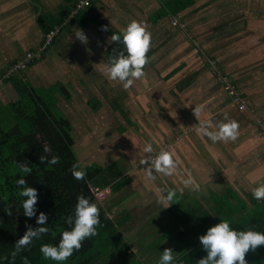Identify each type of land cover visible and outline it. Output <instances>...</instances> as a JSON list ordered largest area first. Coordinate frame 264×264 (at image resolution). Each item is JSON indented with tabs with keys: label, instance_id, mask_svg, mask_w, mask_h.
Masks as SVG:
<instances>
[{
	"label": "trees",
	"instance_id": "trees-1",
	"mask_svg": "<svg viewBox=\"0 0 264 264\" xmlns=\"http://www.w3.org/2000/svg\"><path fill=\"white\" fill-rule=\"evenodd\" d=\"M67 1L70 3V10H68L69 7L68 9L62 8L54 22L47 23L49 19L44 14L38 16L39 27L43 33L42 41L36 48L28 52H35L42 44L46 33L57 26H62L63 28L66 25L67 27V24L62 25L64 21L69 18L76 19L77 15L83 9L88 8L92 2V0L89 1L83 9L75 10L76 5L81 0ZM198 1L200 0H157L159 8L154 12L150 21L156 24L168 17L179 18L182 12L193 7ZM212 2L214 1L208 3V6L202 7L203 5H201L200 7L202 8L200 9V13L204 12V24L214 22L212 20H209V23L204 21L214 11L210 7ZM215 5L218 9V23L220 22V26L219 29H212L214 33L213 36H210V42L203 39L200 41L198 47L195 46L194 36L188 33L191 31V27L181 21L179 22L181 28H176V30H178L177 35L181 37V40L186 42V46L195 52L196 58L199 59L198 63L200 67L203 66L210 73L211 66L209 65V61L215 62L216 71L213 75L212 73L210 74L215 78L221 91L226 93H224L226 98H222L221 100L216 99L215 105L212 104L214 108L220 104V112L214 114L213 117L216 120L215 124H219L226 119L224 115L227 111H231V109H235L241 113L245 112L246 114V109L249 106L248 95H253L252 91L254 90L255 92L256 88L246 82L243 77L241 80L245 83L242 87H247L248 85L249 87L245 89V92L240 90L236 85L238 82L235 80L233 82L231 74L226 72V67H223L224 65L222 67L217 65L216 61L218 59L217 57L215 58V55L224 52L229 54L228 52L231 49L227 40L229 37L240 36L241 30L244 29L245 18L253 15L256 18L264 19V0H215ZM230 16L241 17V20L235 21L233 18V21H229ZM260 22L264 23V20H251V24H259ZM54 40L43 54L53 45ZM224 42L225 44H221ZM113 49L123 51L124 46L122 43L113 42L107 49V54L110 57L113 55ZM28 52H25L24 55ZM24 55L0 72V78H3L4 74L19 62ZM149 56L150 63L145 67V73L153 72L156 68L160 69V65L163 64V58L154 61V57ZM203 56L207 58L208 62ZM237 58H239V55ZM35 62V60L29 62L25 70L16 72L2 80L1 88L9 84L14 89L17 99L11 102L6 109H3V106L0 105V264H24L25 257L28 264H155L153 262L157 260L156 258L143 263L144 256L141 253H135L127 241L124 229L125 221H128L127 213L114 214L112 212V209L118 202L117 200L114 203L112 200H116V195L124 191L131 183V178L126 177L121 168V165L125 166L127 163L120 161L122 156H116V152H113L120 145V142L115 143L113 139L109 141L106 138L105 141L103 137L100 138L99 142H97V139H93L91 145L97 146L98 144L103 149L106 153L105 161L107 162L103 163L102 158H99L96 162L91 161L87 165L82 166L73 150L72 126L64 117H61L56 112V91H53L51 88L48 90L35 88L26 79L25 72ZM194 64H191L192 66L189 64V66L184 68L186 71H191L192 74L196 75L199 71L196 72V67H193ZM233 65L238 66V63L235 62ZM177 70L175 69V71L171 72L170 76L175 75ZM148 80L149 83H156L155 77ZM162 80L163 84L161 83L158 86H162V92L163 89L165 91L156 97L154 89H152V93L149 91L145 99L148 102H160L162 100V113L165 123L162 129L164 131L163 136L166 137L164 143L168 144L176 138L183 137V133L189 122H191L192 126L199 124L200 120L195 118V115L186 121L187 115L194 108L204 106L209 99H206L204 95L201 98L196 95V105L193 104L192 101L195 99L193 91H195V87L189 74L180 77L178 83L175 80L172 81L169 75L162 78ZM166 81L172 82L165 83ZM242 82H240L241 85ZM138 84L139 80L135 81L133 85ZM225 85L231 89L232 93L230 95L227 94L228 91H225ZM159 88L161 89V87ZM173 88H176L177 92H171ZM59 89L61 90L59 92L61 98L69 100L70 94L66 89L64 87H60ZM186 93H188L187 96L185 95ZM137 95L139 96V91L134 90L129 98L133 100L134 96ZM173 95L182 101L180 103L179 100V106L178 104L170 105L169 99L172 102L177 100L171 98ZM104 96L102 95L101 98H104ZM117 101L113 104L117 108L110 110L109 115L112 124L119 120L120 115H117V112L121 111L123 121L119 122L118 125L113 124L117 137H119L118 132L122 136L126 130L131 128H134L137 133L142 131L143 129L138 123V118L130 116V108L127 106L126 112L124 107L117 105ZM98 105L99 103L92 105V109L97 110ZM186 105L189 106L187 109H185ZM254 105H256L255 101L252 102L250 108ZM144 112H148V115L150 114L146 109ZM173 114L176 117L175 123H179L182 129H176L175 132L170 134L167 128H171L170 121H172L171 115ZM233 118L234 115L231 114L229 119L233 120ZM259 119L264 123V116H260ZM112 147L114 149H111ZM45 148L50 151L45 152ZM109 148L112 151L110 150L107 154L105 150ZM40 156H46L49 160L53 156H57L59 157V163L55 165L41 164ZM111 156L113 158H108ZM127 162L132 165L129 168L127 167V171H131L133 165L136 166V163H140H133L128 159ZM20 163H27L31 168V173H22L18 167ZM74 165H78L76 170H83L86 173L83 179L78 180L74 178ZM140 167L138 165L137 168ZM136 172L135 177L138 174V171ZM228 173L224 172L223 176H226ZM20 178H24L27 181V185L34 187L38 192L37 204L35 205L37 209L36 216L32 218L24 216L22 203L26 198L19 196L18 193L21 189L18 188L16 183ZM263 178L264 173H259V176L255 180L256 182L259 180L262 182ZM93 190L103 192V199L97 201ZM244 194L247 198L246 204L235 203L233 194L227 189L221 195L211 194L213 205L208 206L206 209L197 202L181 203L174 201L170 208L169 216L172 221H177L185 227V234L182 236L181 232H179L177 236L170 237L171 229L169 230L167 227L171 224V221H169L163 224V228L167 231L164 235L154 238L155 231L150 234L154 236V239L145 244V250L153 249L162 253L165 249H171L174 253L172 264H197L201 258L207 255L198 237L206 234V231L218 224L220 220H227L230 223V227L237 231L254 227V230L264 232V201L256 200L252 195V191ZM80 195L96 203L99 208L100 225L97 228L98 235L86 239L83 242L82 248L74 252L66 261L56 262L44 259L40 252L41 246L43 244L57 245L61 233L65 230H70L67 218L69 216L74 217L77 197ZM136 208L141 212V216H136L133 223H142L152 215V211L147 212V208H143L140 204ZM9 209L12 213L10 216L7 215V210ZM40 213H45L48 216L47 225H45L49 229L48 233L42 235L39 239H33L31 244L13 260L11 253L14 251L16 241L24 235L27 230L26 225H31L33 228L38 227L36 217ZM160 256L158 255V264ZM245 259L247 264H264V246H259L255 252L249 251Z\"/></svg>",
	"mask_w": 264,
	"mask_h": 264
},
{
	"label": "crops",
	"instance_id": "crops-1",
	"mask_svg": "<svg viewBox=\"0 0 264 264\" xmlns=\"http://www.w3.org/2000/svg\"><path fill=\"white\" fill-rule=\"evenodd\" d=\"M199 2L200 1L193 7L182 12L179 18L172 16L153 24L150 18L159 8L157 0H92L89 7L83 9V11L77 15L76 19L69 18L64 21L62 25L67 24V27L66 25L63 28L60 26V32L54 40L53 45L25 72L27 81L35 88H43L45 90L51 88L53 91H56V112L71 124L73 135L76 133H74L75 126H80L86 127L85 130L87 132L89 131L92 137L97 139V142L100 141L101 137H103V140H105L106 137H113L116 143L119 142V138L122 137V143H127V150H120L121 148L117 149L119 146L122 147V144L117 146L116 149L118 151H115L117 152L116 156L120 155L126 158V160L133 156L134 151L138 152V150L142 151L141 154L144 153L146 156L152 154L144 152L143 149L146 143H151L155 151H157V149L159 151L164 149L173 154L174 160L177 163V169L173 175H163L154 171L153 175L156 176V179L150 181L146 178L147 174L145 171L148 165L139 164L141 168H137L138 166L134 168V171H138L136 177V171H123L126 177L131 178V183L124 191L116 195V200H112L114 203L118 200L117 205L112 209L114 214L121 213L122 210L128 208V221H125L124 229L126 231L127 241L130 243L132 250L135 253L146 254V256L150 255L149 259L154 256L152 253L157 250H145L144 240L146 236L140 234L141 232L143 233L145 228L148 226L149 228L152 227L150 231L155 229L154 238H157L167 232L163 228V224L171 221V224L167 226L169 230L171 229L170 237L177 236L179 232H181L182 236L185 234V227L177 221H172L169 213L174 201L181 203H195L198 201L195 199L197 195H194V201H186L188 197H191L190 194H192L190 193V186L186 187L183 183V181L188 178V173H191L192 178L194 177L193 179L199 186V189L203 188L204 185L205 189H209L205 191L210 194L213 189H218L216 186L218 182H224L223 173L230 172L222 169V167L220 171L218 170L216 167V164L218 166V161L215 162L213 157L219 156L212 155V151L208 150V146H206L211 139L197 132V128L202 122H207L210 125L209 131L218 130V124H215L216 120L212 118V115L218 114L221 109L218 108V111L213 113L214 107L212 104H214L216 99L221 100L222 98H226V95L221 91L215 78L207 72L203 66L200 67L198 63L199 59L196 58L195 52L191 48H188L186 42H183L181 37L177 35L178 30H176V27L170 25L172 21H177L178 23L181 21L190 26L191 31L188 33L194 36V44L197 47L203 39L210 42L211 37L205 38L195 33L197 29H200V31L204 33L205 26L203 25L202 17L196 24H193V26L186 23L187 19L195 15L201 16L200 9L202 8L200 7L202 3L199 4ZM4 5L8 6L5 7ZM62 8L70 10L69 1L0 0V72L7 68L9 64L20 59L25 52L36 48L41 43L43 33L39 27L38 16L44 14L49 19L47 23L54 22ZM132 20L147 24L148 30L152 35L148 56L151 55L154 57V61L163 58V64L160 65V69L164 71L156 68L153 72L146 73L145 78L140 79L138 85H133L129 89V91H139V96L137 95V98L140 112L136 114L135 111H131L130 116L138 118V123L143 130L137 133L134 128H131L128 129L127 132L125 131L122 136L115 138L111 133L113 124H111L109 116L110 110L116 109V106L113 104L116 101L115 96H117V93L114 92L118 91L124 94L127 93V90L123 88L119 81H110L104 74L103 67L110 59V56L107 54V49L113 43L111 36L113 34H120ZM69 22L70 24L68 25ZM103 28H107L108 31H103ZM77 29H81L85 33L88 40L87 44H83L79 40H76L75 33ZM57 48L60 49V51L57 50ZM193 63H195L193 67H196V72L199 71L196 75L192 74L191 71H186L184 68L189 66V64L192 66L191 64ZM175 69H178L177 73L170 76V73L175 71ZM187 74H189L193 86L195 87V91H193V96H195V99L192 101L193 104L196 102V95L197 97L199 96V98L204 95L206 96L205 98L209 100L204 106L200 107L202 108V113L197 118L200 120L199 124L197 126H192V124H190L191 122H189L188 126L185 128L183 137L176 138L172 140L171 143L167 144L164 143L166 137L163 136L164 131L162 129L165 124L163 119L164 115L162 113V100H160V102H148L145 96L147 97L146 94L149 91L152 93V89H154L156 97L161 95L165 89H163L162 92V86L158 85H161V83L163 84L162 78L167 75H169L172 81L175 80L178 83L180 77H184ZM152 77L156 78V83H149L148 79ZM51 78H56L57 80L50 81ZM97 81L103 84L100 85ZM172 81H166L165 83ZM82 84H84L83 87ZM60 87H64L70 94L69 100L61 98L59 95L61 91L59 89ZM87 87L90 89L84 90ZM156 87L157 89H155ZM159 87H161V89ZM171 92H177L176 88H173ZM93 94L98 96L91 97ZM219 94L221 95L218 98ZM102 95H105L104 98H101ZM185 95L187 96L188 93ZM171 98L177 100L172 102V100L169 99L170 105L178 104L179 106L182 102L179 98L174 97V95ZM16 99L17 96L15 91L9 84L0 89V105L3 106V109L8 108V105ZM97 103H99L97 110H93L92 105ZM219 105L220 104L217 106ZM127 106L130 108L129 105ZM188 107L189 106L186 105L185 109ZM145 109L150 112L149 115L148 112H144ZM89 110L93 112L90 113ZM193 115L194 110H191L187 115L186 121L193 118ZM171 118V128H167L170 134L175 132L176 129H182L179 123H175V114L171 115ZM83 121L86 123L84 124ZM93 133L96 134L94 135ZM237 137L241 136L238 134ZM230 144L231 142H228V144L226 142V145ZM139 145L140 148L138 147ZM93 146L97 147L96 149L102 150V154L99 155L98 159L105 157L104 155H106V153L98 144L97 146ZM228 148L232 149V146ZM110 150L109 148L105 151H107L108 154ZM225 150L228 152L227 149ZM125 151L127 153H125ZM219 153L221 154V151H219ZM138 156L140 155L135 154L134 157ZM222 160L225 162L227 161L225 158H222ZM222 163L225 164L224 162ZM236 163V161L231 162V164ZM212 181H215V183ZM166 182L169 185H165ZM224 183L226 184L228 182ZM147 185L151 187L148 186L145 189ZM136 187H139V189L134 190ZM147 189L152 192L150 198L155 195V201L157 202H150L149 205L154 206V211L161 213L156 217L158 219L156 225L153 224L152 218L150 217L142 223H133L132 219L134 220L136 216L128 212V210L131 209L135 212H139V209L136 208L138 204L143 208L146 207V200L149 198L145 197V191H148ZM161 189L165 190L163 193L165 195L167 190H174L176 192V196L171 202L172 205L169 206L168 204L158 202L159 199L157 198H160L159 194L161 193ZM136 197H138L139 203H136ZM198 202L205 209L207 206L213 205L210 199L209 202L206 204L204 203L206 207L203 206L202 202ZM137 246H143L145 253H143L144 251L142 252V249L137 250ZM154 258L158 260V256L155 255ZM157 260L153 263L158 264Z\"/></svg>",
	"mask_w": 264,
	"mask_h": 264
},
{
	"label": "clouds",
	"instance_id": "clouds-1",
	"mask_svg": "<svg viewBox=\"0 0 264 264\" xmlns=\"http://www.w3.org/2000/svg\"><path fill=\"white\" fill-rule=\"evenodd\" d=\"M103 31H108L103 28ZM76 40L83 44H87L88 40L85 33L81 29H77L75 33ZM113 42L122 43L123 51L113 49V55L103 67V72L110 81H119L125 90L130 89L134 82L145 77V67L150 63L148 53L151 47V32L148 30L147 24L132 20L120 34L111 36ZM202 113V108H194V115L198 118ZM227 122H221L217 125V131H209L210 125L207 122L200 123L197 128L198 134L207 136L213 142L235 140L238 136L239 124L235 120L228 119ZM145 153H152L153 147L151 143H146L144 147ZM45 152L50 151L45 148ZM41 164L55 165L59 163V157L53 156L50 160L46 156H40ZM142 164L148 165L145 169L146 178L154 181L156 176L153 172L163 175H173L177 169V163L173 154L162 149L154 157L149 156L141 161ZM22 173L30 174L31 168L27 163L18 165ZM78 165L73 166L74 178L80 180L85 176L83 170H76ZM19 189V196L26 198L23 200L22 208L24 216L32 218L36 216L38 192L34 187L27 185L24 178L16 181ZM184 185L195 186L198 190L199 186L188 173V178L183 181ZM162 195L158 202L162 204L172 205L171 202L176 196L174 190H167L166 195L164 189L160 190ZM253 197L258 201H264V183H260L252 190ZM168 206V207H169ZM167 208V207H166ZM11 210H7V215H11ZM100 211L96 203L91 202L83 195L77 197L75 205L74 217L69 216L67 223L70 230L61 233L59 243L57 245L43 244L40 252L44 259L56 262H63L70 258L74 252L79 251L83 242L98 235L97 228L100 225ZM48 216L40 213L36 217L38 227L33 228L26 225L24 235L16 241L14 251L11 257L15 260L16 256L31 244L33 239H39L42 235L47 234L49 229L47 225ZM203 250L207 255L201 258L197 264H247L245 259L249 251L255 252L259 246H264V232L254 230L249 227L246 230L237 231L230 227L227 220H220L218 224L210 227L206 234L198 237ZM174 253L171 249H165L160 256L159 264H172ZM24 264H28L27 258H24Z\"/></svg>",
	"mask_w": 264,
	"mask_h": 264
},
{
	"label": "rangeland",
	"instance_id": "rangeland-1",
	"mask_svg": "<svg viewBox=\"0 0 264 264\" xmlns=\"http://www.w3.org/2000/svg\"><path fill=\"white\" fill-rule=\"evenodd\" d=\"M211 1H214L210 4L211 10L212 11L211 15L207 16L205 18L204 15V21L207 23H209V20H212L214 22H212L211 24H203L205 26V31L204 33L202 31H200V29H197V31H195L196 34H198V36L201 37H205L208 38L210 36H213L214 30L212 29H219V23H218V18L219 15L218 13V9L217 6L215 5V0H200L199 4L202 3L201 5H204L202 7L208 6V3H210ZM5 7H7L8 5H4ZM264 7V5H263ZM202 17V21H203V13L201 12V16L200 15H195L194 17H191L189 19H187L186 23H188L189 25L196 24ZM4 18L6 19V16L4 15ZM234 20L238 21L241 20V17H235V16H230L229 17V21H233ZM264 20L262 18H256L255 16L251 15L249 18H245V25L243 26L244 29L241 30L242 32L240 33V36H234V37H229L227 42L229 43V48L231 49L230 52H228L229 54H227L226 52L219 54V55H215V58L217 57L218 61L217 65H219L220 67H226L225 70L227 73L231 74L230 76L232 77V81L234 82L237 81L238 83L236 84L237 87L240 88V90H243L244 92L246 91L245 89L247 87H249V85L247 87H242L244 85L245 82H242L241 78L244 77V79L246 80V82H248L249 84L253 85L256 88V91L254 92V90L252 91L253 95L249 94L248 95V102H249V106L246 109V114L245 112L241 113L238 112L235 109H231V111H227L226 114L224 115V117H227L229 119V117H231V114L234 115L233 120H236L239 124V129H238V134L241 137H237L235 140H228L227 142H231L230 145H226V142L224 141H217V142H213L212 140H209V142L206 144L207 149L212 151V155L215 156H219V157H213L214 161L217 162L218 161V166L216 164V167L218 168V170L220 171V168L222 167V169L224 170H228L230 171L226 176L224 177V182H228V183H217V188L218 189H213V191H211V193H207L205 190H209V189H205L204 185L203 188H197L194 186H190V194L191 197H188L186 201L188 200H193L194 201V195L195 199L202 202L203 206L206 207V203L209 202V199L211 201V203L213 204V198L211 196V194H219L221 195L223 193V191L225 189L229 190L233 195V199L234 202L238 203L240 202L241 204H246V196L244 193L248 192V191H252L253 188H255L256 186H258L260 183H264V178L263 181L260 182V180L258 182H256L255 178L259 176V173H264V123L262 122V120L259 119L260 116H264V23H259V24H251V20ZM243 22V21H242ZM213 24V25H212ZM170 25L172 27H176V28H181L180 23H178L177 21H172V23H170ZM225 27V26H224ZM208 31V32H207ZM221 44H225L221 43ZM57 50L60 51V49L57 48ZM202 52V51H201ZM203 55V53H202ZM239 58L236 59V57ZM204 57V56H203ZM204 59L208 62L207 58L204 57ZM237 62L238 66H234L233 63ZM244 62V63H242ZM227 63V64H226ZM209 65L210 67V73H212V75L214 74V72L216 71V67H215V62L213 61H209ZM51 78L50 81H54L57 80L56 78L53 79ZM63 80V79H62ZM100 85H102L103 83L100 81H97ZM223 82V81H222ZM240 82H242V85L240 84ZM85 84V83H84ZM84 84H82V87L84 86ZM257 84V86H255ZM254 88V89H255ZM90 89L89 87L85 88L84 90H88ZM230 89V88H229ZM231 90V89H230ZM241 92V91H240ZM114 93H117L115 96L117 101V105H119L120 107H124L125 111L127 112V105L130 106V111H135L136 114H138L140 112V109L138 107L139 101L137 96H135L133 98V100H129L130 95H132L133 91H129V89L127 90V93H120L118 91H115ZM225 93V92H224ZM226 94V93H225ZM228 95H230V92L228 91L227 93ZM101 95V94H100ZM114 95V94H113ZM221 94L218 95V98ZM224 95V94H223ZM89 96V95H88ZM93 96H98V95H91V97ZM255 97V100H254ZM230 98V97H228ZM255 101L256 105L252 106L250 108V105L252 104V102ZM117 108V106H116ZM219 106H216L214 108V111H218ZM122 109V108H121ZM87 110V109H85ZM90 113H92V110H89ZM100 111V110H99ZM117 115L119 116V120H117V122H114L112 124H117L122 120V115H121V111L117 112ZM214 117V115H212V118ZM115 120V118H114ZM223 122H227V120L225 119ZM83 123L85 124L86 122L83 121ZM107 124V123H106ZM121 125H123L122 123H120ZM116 125V126H117ZM126 126V124H125ZM113 127V126H112ZM77 128V129H76ZM86 127H76L74 129V135H73V131H72V137L74 139V146H73V150L80 162V164L82 166L87 165L88 163L92 162H96L99 155L102 154V150L100 149H96L97 147H94L93 145H91L92 140L94 139V137H92V134L88 131L85 130ZM90 129V127H89ZM112 130V134L114 135V137H117L116 131L114 129ZM91 131V130H90ZM127 132V130H126ZM94 135L96 133H93ZM119 136L120 133L118 132ZM91 135V137H90ZM108 140L113 139V137H106ZM120 145L117 149H125L127 150V143H122L123 138L120 137ZM114 140V139H113ZM118 141V140H117ZM118 142V143H119ZM117 143V144H118ZM140 144V143H139ZM228 144V143H227ZM232 146V149H229L228 147ZM140 148V145L138 146ZM164 147V146H163ZM162 148V147H159ZM167 148V147H166ZM111 149H114V147H112ZM116 149V151H118ZM136 149V148H135ZM157 149V148H156ZM228 150V152H226V150ZM99 151V152H97ZM112 151V150H111ZM115 149L113 152H116ZM154 152H152V154H148V156H146L144 153H142V151L133 152V156L131 158H129L128 160L130 162H140V163H136V166L133 165V168L131 169L134 170V168H136L139 164H142L141 161L147 159L149 156L154 157L155 155H157L160 151L157 149V151L153 150ZM219 151H221V154L219 153ZM130 152V151H128ZM117 153V152H116ZM125 153H127L125 151ZM135 154H139L140 156L138 157H134ZM143 155V156H142ZM105 156V155H104ZM142 156V157H141ZM108 158H113L108 157ZM222 158L227 159V163L222 160ZM105 157L102 158V162L105 163L107 161H105ZM120 161L126 163V158L122 157L120 159ZM236 161V164H231V162ZM222 162H224L225 164H223ZM232 165V166H231ZM130 165L128 162L127 164H125V166L121 165V168L123 169L124 172H126L127 167L129 168ZM141 166V165H139ZM144 166V165H143ZM141 168V167H140ZM213 176V174H212ZM254 176H256L254 178ZM194 178V177H193ZM231 179V180H230ZM213 183H215V181H212ZM165 185H169L167 182ZM151 187L150 185H147L145 187V189L147 187ZM167 188V187H166ZM165 188V189H166ZM138 190L139 187L134 188V190ZM148 191H145L146 196L145 197H149L147 198V203L145 204L146 206V210L148 211H152V215L150 216V218H152V222L154 225H156L158 223V219L156 218L158 215H160L161 213H158L156 211H154V206L149 205V203L151 202H156L155 198L156 196L153 195L150 198V195L152 194V192L147 189ZM189 193V192H188ZM162 193L159 194V197L161 196ZM137 201L136 203H139V199L138 197H136ZM209 198V199H208ZM151 199V200H150ZM159 199V198H157ZM196 201V202H198ZM233 202V201H232ZM157 203V202H156ZM199 203V202H198ZM205 203V204H204ZM208 207V206H207ZM133 208V207H132ZM128 209V208H127ZM127 209L126 210H122V212L127 213ZM128 212L132 215H135L137 217L141 216V212H135L133 209L128 210ZM161 217V216H160ZM133 221V219H132ZM152 227L149 228V226L147 228L144 229L143 233L141 232L140 234H142L143 236L145 235V240L144 243L148 244L147 242H150L152 239H154L153 237L155 236H150V234L155 231V229L151 230ZM142 236V237H143ZM145 247V246H144ZM144 247L143 246H137V250H141L142 252L144 251ZM145 253V251L143 252ZM152 255H154L153 257H151L149 259L150 255L146 254H142V256H144V260L143 263H146L148 261H150L151 259H153L158 255H161V251H155L152 253Z\"/></svg>",
	"mask_w": 264,
	"mask_h": 264
},
{
	"label": "built area",
	"instance_id": "built-area-1",
	"mask_svg": "<svg viewBox=\"0 0 264 264\" xmlns=\"http://www.w3.org/2000/svg\"><path fill=\"white\" fill-rule=\"evenodd\" d=\"M91 0H81L79 3L76 5L75 10L77 9H83L88 2ZM75 12V11H74ZM60 32V26L54 27L52 30H50L48 33L44 35V39L42 44L38 47V49L35 52H28L24 55V57L17 62L15 65H13L5 74L3 78H0V88L2 86V80L4 78H8L10 75L15 74L16 72L23 71L27 68V65L29 62L33 60H38L43 52L51 45L52 41L57 37V35ZM225 91H229L230 93L231 90L227 85H225ZM228 93V92H227ZM94 191V196L97 201H100L103 199V192L93 190Z\"/></svg>",
	"mask_w": 264,
	"mask_h": 264
}]
</instances>
